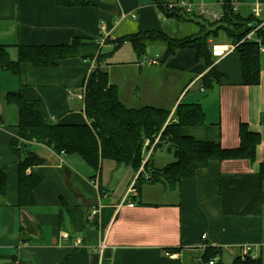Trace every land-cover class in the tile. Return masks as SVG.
Returning a JSON list of instances; mask_svg holds the SVG:
<instances>
[{
	"label": "crops",
	"instance_id": "1",
	"mask_svg": "<svg viewBox=\"0 0 264 264\" xmlns=\"http://www.w3.org/2000/svg\"><path fill=\"white\" fill-rule=\"evenodd\" d=\"M73 1L75 5L67 7L56 0H0V46L17 60L18 45L91 39L100 45L109 83L127 106L153 105L173 113L180 102L199 103L205 123L184 127L183 134L236 148L243 122L260 134L257 156L212 161L194 176L169 186L149 181L150 172L143 167L136 171L103 159L96 170L78 154L60 158L50 147L36 143L31 147L47 162L27 169L41 181L34 190L36 202L20 206V157L11 147L12 140L19 138V108L8 101V94L18 92L37 100L41 113L53 123H86L81 92L95 63L68 57L55 67L22 62L18 73L0 68V168L7 170V194L0 198V264H62L73 249L68 264H187L203 252L202 244L220 249L224 264H235L242 246L249 244L250 255L260 260L253 264H264V183L259 174L264 163V53L258 84L242 83L241 62L233 50L215 62L223 76L208 88L203 80L208 69L195 61L193 49L179 50L162 62L160 55L139 56L130 42L119 47L113 43L150 29L173 37L195 35L200 29L197 22L190 21L188 28L180 23L177 32H170L151 0H90V5ZM235 3L242 16L264 22V0ZM222 41L228 40L222 36ZM115 51V58L128 55L110 61ZM152 164L163 167L155 160ZM141 172L137 195L122 203ZM130 201L135 205L129 206ZM98 204L102 205L99 215L93 216ZM64 231L69 239L63 238ZM77 238L82 239L80 246L75 244Z\"/></svg>",
	"mask_w": 264,
	"mask_h": 264
},
{
	"label": "trees",
	"instance_id": "2",
	"mask_svg": "<svg viewBox=\"0 0 264 264\" xmlns=\"http://www.w3.org/2000/svg\"><path fill=\"white\" fill-rule=\"evenodd\" d=\"M62 6L71 7L73 0H56ZM167 18L197 22L199 33L182 37H173L157 30H141L113 40L115 47L130 42L139 56L147 53L154 42L165 46L159 60L167 61L179 50L196 51L195 61L203 63L208 69L203 80L210 88L218 82L221 74L209 47V39L222 41L225 36L229 42L237 43L235 52L239 55L242 70V83L256 85L261 79V56L259 43L245 39L262 21L253 15L242 16L234 9L235 0H217L222 3L223 16L219 20H209L198 15H189L180 10L164 6V1L151 0ZM175 1V0H173ZM192 1V0H191ZM81 5H90V0H81ZM256 25V26H255ZM255 31L256 37L264 42V32ZM100 45L88 38H74L70 44L62 45H18V59L12 60L3 46H0V68L19 72L22 62L35 67H55L68 57H80L94 61L95 66L86 80L84 104L89 119L86 123H53L40 111L37 100H29L21 93L10 92L8 101L19 108L18 137L11 142L12 150L20 157L19 163V205L31 206L36 202L34 190L40 184V177L27 172L33 165L45 164L42 157L31 146L36 143L50 147L56 153L64 155L78 154L88 165L98 170L103 159H111L118 164L129 165L138 171L141 167L150 172L149 181H164L176 186L186 178L194 176L198 170L207 167L212 161L245 158L254 160L261 137L249 129L246 123L240 125V145L236 148H224L220 142L201 141L183 134L184 127L200 126L205 123V112L199 103L180 102L174 112L164 107L145 105L129 107L120 98L117 87L109 83L108 71L102 66L104 54ZM261 121L264 123V113ZM158 138V139H157ZM22 139V141H21ZM148 141V143H147ZM36 142V143H34ZM167 149L175 160L159 168L152 164L156 150ZM151 153L146 159L145 153ZM260 179L264 183V163L260 165ZM142 172L137 178L140 186ZM140 190V188H138ZM7 194V170L0 168V198ZM75 249L68 252L62 264H68ZM221 250L207 246L198 256H193L187 264H208L216 258L214 264H224L220 258ZM200 259V260H199ZM235 264L260 263L249 256L245 260L237 257Z\"/></svg>",
	"mask_w": 264,
	"mask_h": 264
},
{
	"label": "built area",
	"instance_id": "3",
	"mask_svg": "<svg viewBox=\"0 0 264 264\" xmlns=\"http://www.w3.org/2000/svg\"><path fill=\"white\" fill-rule=\"evenodd\" d=\"M222 3L218 2L217 6L218 8L215 7H209L207 6V4L205 3H194L191 0H175L172 1V3L170 2L168 4L169 8H173V9H180L182 11H184V13L189 14V15H198V16H202L205 17L209 20H219L222 18L223 16V10L221 8ZM234 9L236 10V3L234 2L233 4ZM255 10H259V7L257 6L255 8ZM262 26H264V22L262 21L261 24H259L253 31H251L250 33L247 34V36L245 37V39H253L258 41L259 43V49L261 53H264V42L262 41V39L260 37H256L255 35V31L257 29H260ZM104 27V26H103ZM209 47L211 49L212 55L215 58V62L223 57H225L227 54H229L230 52H232L233 50L236 49L237 47V43H233V42H228V41H216L212 38L209 39ZM147 61V60H146ZM148 62L152 63L154 62L152 59L148 60ZM95 63V62H94ZM82 96H84L85 94V87L82 89L81 92ZM158 139V138H157ZM148 143V141H147ZM151 153V150H149V152L146 153V159L149 157ZM60 158L64 155V152L62 151L61 153H59ZM137 188L136 186L133 184L127 194L125 195V199H123L122 203H124V201H128L130 200L131 196L133 195H137ZM135 203L134 202H129V206H134ZM102 205L98 204L92 211V215L93 216H98L99 212L101 210ZM63 237H68V233L63 232L62 233ZM203 240L206 239V234H203ZM75 244L77 246H80L82 244V239H77ZM105 243L100 244V249L101 251L105 248ZM208 245L206 244H202L201 245V249L202 251H205ZM252 251V246L249 244H245L242 246V254L240 256L241 259L245 260L246 258H248L250 255V252ZM167 254H169V252L167 251ZM200 260V259H199ZM216 262V258L210 260L208 262V264H214Z\"/></svg>",
	"mask_w": 264,
	"mask_h": 264
},
{
	"label": "rangeland",
	"instance_id": "4",
	"mask_svg": "<svg viewBox=\"0 0 264 264\" xmlns=\"http://www.w3.org/2000/svg\"><path fill=\"white\" fill-rule=\"evenodd\" d=\"M172 1L173 0H168L167 2H165L164 1V6H167L168 8H169V6H168V4L171 2L172 3ZM178 1V0H177ZM208 2H209V4H211V2H214V0H208ZM207 6H209V7H215V8H218V6L217 5H207ZM159 9V8H158ZM170 9H173V8H169V10ZM174 10V9H173ZM176 10H180V9H176ZM180 11H182V10H180ZM182 12H184V11H182ZM163 15V16H162ZM161 16H162V18H163V23H164V27H165V29L167 30V31H170V32H177L178 31V29H179V27H178V24H185V26L188 28L189 26H191L190 24V21H182V22H179L178 23V21H176V20H179V21H181L180 19H176V18H167L165 15H164V13H162L161 14ZM176 19V20H175ZM180 26V25H179ZM179 33V32H178ZM177 33V34H178ZM128 46H132L131 44H128ZM164 49H165V46L162 44V42H154V43H152V44H150L149 46H148V48H147V53L145 54V55H149V56H153V57H156V55H162V53H163V51H164ZM116 53H117V51H115V52H113L112 54H110L109 55V58H110V61H116L117 59H118V57H121V56H127L128 54H126V53H120L119 55H118V57H116L115 58V55H116ZM262 61H263V63H264V54H263V56H262ZM34 143H36V142H34ZM59 154V153H58ZM152 160H155L156 161V163H157V165L159 164V165H162V166H164V165H166L167 163H169V162H171V161H173V160H175V156L172 154V153H170V152H168L167 150H165V149H158V150H156L155 152H154V154H153V159ZM64 232H66V233H68L67 231H64ZM63 238H65V239H69L70 238V234L68 233V237L66 238V237H63ZM78 239V238H77ZM76 239V240H77ZM166 253H167V251H166Z\"/></svg>",
	"mask_w": 264,
	"mask_h": 264
},
{
	"label": "water",
	"instance_id": "5",
	"mask_svg": "<svg viewBox=\"0 0 264 264\" xmlns=\"http://www.w3.org/2000/svg\"><path fill=\"white\" fill-rule=\"evenodd\" d=\"M256 26V25H255ZM262 31L264 32V27L262 28Z\"/></svg>",
	"mask_w": 264,
	"mask_h": 264
}]
</instances>
